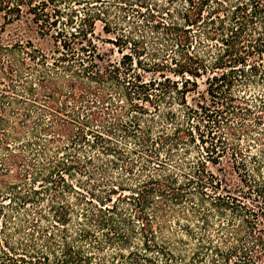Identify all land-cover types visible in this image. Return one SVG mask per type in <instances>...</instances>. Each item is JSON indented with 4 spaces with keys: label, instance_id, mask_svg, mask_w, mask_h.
Wrapping results in <instances>:
<instances>
[{
    "label": "trees",
    "instance_id": "1",
    "mask_svg": "<svg viewBox=\"0 0 264 264\" xmlns=\"http://www.w3.org/2000/svg\"><path fill=\"white\" fill-rule=\"evenodd\" d=\"M87 1L0 0V178L6 185L1 189L12 196L5 203L10 196L0 192V264H93L92 256L104 247L115 250L120 264H200L211 250L221 261L211 257L208 264H264V181L254 185L264 160L262 155L246 156V145L240 144L243 136L246 143L252 139L255 126L264 130V119L253 115L264 113V0H114L123 14L145 11L148 16H131L129 22L150 26L161 42L158 61L143 67L142 72L156 76L147 80L140 73L129 78L133 66L128 54L114 62L99 53L95 41L101 36L95 24L103 23L104 33H109L107 10L84 13L77 31L54 29L64 9H69L65 22L71 27L72 7ZM127 17H122L125 22ZM127 40L120 35L107 41L122 46ZM252 88L261 91L248 100L246 91ZM112 95L124 97L125 105ZM33 110L49 123L40 117L31 122ZM250 119L253 126L246 123ZM192 120L225 126L228 137L221 139L229 142L219 137L220 149L211 143L206 159L195 165L180 151L195 142L193 130L204 143V133ZM211 134L207 138L215 140ZM44 136L48 138L39 144ZM59 137L68 143L50 156L49 148ZM254 141L264 146V135ZM129 142L132 149L125 148ZM83 145L96 155L80 156ZM221 155L239 182L260 196L261 205L252 208L230 196L205 193L206 185L218 189L221 182L228 193L227 178L213 182L205 167L207 161L219 164ZM104 161L112 166L120 162L128 176L138 166L136 184L108 178ZM9 167L16 170L14 178ZM98 174L104 175L101 182ZM28 176L30 183L25 181ZM83 177L92 188L84 185ZM97 187L103 189L100 195ZM124 187L128 198L120 193ZM207 199L218 216L227 209L242 221L241 227L232 221L219 223L215 243L205 234L211 228ZM12 200L25 211L13 230L26 226L32 232L16 246L8 232L14 222L5 212L13 207ZM123 202L133 206L134 217L141 221L138 234L131 225L125 228L131 222L126 209L118 207ZM29 205L36 209L35 219L28 214ZM147 207L153 215L144 213ZM169 217L185 222L178 227L181 233L167 229ZM48 218L57 234L47 237V227L38 223L50 222ZM73 220L78 227L70 235L67 226ZM80 241L89 242L91 254L75 246Z\"/></svg>",
    "mask_w": 264,
    "mask_h": 264
},
{
    "label": "rangeland",
    "instance_id": "2",
    "mask_svg": "<svg viewBox=\"0 0 264 264\" xmlns=\"http://www.w3.org/2000/svg\"><path fill=\"white\" fill-rule=\"evenodd\" d=\"M100 1H101V3H103L102 6H100V3L97 2V0H88L86 3L83 2L82 4H75V5L72 4L71 6L74 5L72 7V10L75 11V15L73 18L74 23H73V25H71V27L66 26V22H65V19H66L65 16L68 14L69 9H64L65 10L64 11L62 9V5H61L60 8L63 10L64 13L61 15L62 19L57 21L56 27L54 29L55 30H62L63 29L66 31H77V28L80 27L79 26L80 22H79L78 18L80 16H83L84 13H86L87 11H89L90 13H95V12H100L102 10H107L108 14H107V20L105 22L108 23V27H107L108 29L107 30L109 33H104V31L102 29L104 26L103 23L96 22V24H95V32H96V34L101 36L100 41H95V45L98 48L99 53L102 54L107 59H110L111 61H114V62H119L121 57L124 54H128V56H130L128 59H130L132 66H133L131 71L128 73V75L130 76L129 78H131V79H132V75L135 73L136 74L140 73L142 75L143 78L141 80H147L149 78L156 77L154 74L145 73V72H142V70L144 68H146L145 66L147 64H149L150 62L158 61L160 56L157 55L156 49H158L157 47H160L161 42H158L155 40V38H154L155 35L153 34V30H151V28H149L150 26L147 28L140 23H138L137 26H135V24L132 25L129 22L131 20L130 19L131 16H148V15L146 13L144 14L145 11H143V10L139 11V9H135V10L137 12L143 11L141 13V15L137 14V13L131 14L130 12L126 15V14H123L121 12V10H119L118 4L113 2L114 0H100ZM158 1L161 3L164 2V0H157L156 2H158ZM153 2H155V0ZM71 6L69 8H71ZM154 15H157V14H154ZM75 16H77V17H75ZM123 16H129L126 18V22H129V23L125 22V20L122 18ZM139 20L142 21V18H139ZM12 31H13V29H12ZM120 35L128 37L126 45L117 46V45H113L111 42L107 41L110 38H112V39L117 38ZM45 45H46V43H45ZM46 46L48 47V45H46ZM142 48H144L145 50L142 51ZM137 60H138V62H140L141 65L136 63ZM134 89H132L131 92L134 91ZM260 91H261L260 88H256L254 90L252 88V89H250L249 92L246 91V99L251 100L253 98L252 97L253 94H254V96L258 93L260 94ZM112 97L115 98V100H118L117 102L121 106L125 105L126 100L121 95L120 96L112 95ZM59 102H61V100H59ZM135 102L138 105H144L145 104L143 101H140V100H135ZM248 104H249V107L253 106V104H251V103H248ZM251 111L256 112L257 110H254V108L251 107ZM39 114H40L39 111L33 110L32 114H31L32 115L31 122L35 121V118L40 117L43 119V122L49 123L47 116H42V115L39 116ZM253 115H255V117H262V119H264V113L261 114L260 112H258L257 114L254 113ZM231 121H234V120H231ZM192 122H193L192 126L194 124H196V120L195 121L192 120ZM262 122H264V120H262ZM233 123L235 124V122H233ZM246 123L248 125H252V126L254 125L252 123L251 119L246 120ZM196 125H198L200 132L204 133V137H203L204 143L199 142L197 132H195L193 130L195 142L187 144V146H185L184 148H180V151L187 153V155H185V157L188 158V161L190 163H192V165H195L194 164L195 162L202 161L203 158H205V155H206L205 150L208 148L209 149L211 148V143H213V145L216 146V150L220 149L218 146V145H220V143L217 142L219 137H220V140L222 142L229 143V142H226V140L224 139L225 137H228L225 134L226 133L225 132V126H223V128H221V127H218L215 125H209L208 126V125H205V123H199ZM204 126H206V127H204ZM261 129L262 128H259V126L258 127L255 126L254 130L251 134L252 139L250 141H248V143H246V141H245L246 138L243 136L240 139V141H241L240 144L243 148L246 145V152L244 153L246 156H248V157L257 156L258 157V156L262 155L261 158H262V160H264V154L259 153L260 150L264 151V146H260L258 143H256L254 141L255 138L262 137V135H264V130H261ZM211 131H212L211 137H215V140L214 139L210 140L209 137L207 138L206 133L211 132ZM23 136L24 137L22 139H26L27 133H24ZM222 136H224L223 139H221ZM46 138H48V137H45V136H44V138L42 137L39 144L42 143V141H44ZM119 142L123 146L122 141H119ZM67 143L68 142H67L65 137H59V140L54 141L52 146L49 148L51 151L49 153L50 156H53V152H52L53 150H55L54 152H56V150H57L56 148H59L62 145H66ZM35 148H37V146ZM125 148L132 149L133 148L132 143H130V142L126 143ZM61 154L62 153L60 152L59 157L61 156ZM78 154L80 156H94V155H96V150L95 149L94 150L89 149V147L87 145H83L82 150L81 151L79 150ZM26 155L28 156L29 154H27L26 150H25L24 156H26ZM2 156H3V152L0 151V160L2 159ZM225 156L226 155H223L218 161L219 164H216V165L211 164L210 162L207 161V163L205 164V167H206V170L214 176L213 182H216L218 179L223 180L222 176H225L227 178V180H228L227 181L228 193H225V191H223V185L224 184L222 182L219 183L220 185H219L218 189H214V187H211L210 185H206V188L204 189L205 193L208 194L209 196H211L212 198H214L216 195L226 196V197L230 196V198L232 197V198L236 199V201L238 202L237 203L238 205L246 204V206H248V207L261 205L262 200H261L260 196H257L256 193H254V191L247 189L245 184H242L239 182V179H238L239 177L236 174H233L232 172H230L229 167H228L229 164L226 161L227 157L225 158ZM132 158L134 159V157H132ZM247 159L248 158H246V161H248ZM103 160L104 159L102 158V161ZM103 165H104V168L106 170V176H108V178H110V177L111 178H120V179L122 178L123 182L125 184H127V186L130 185V187H132L133 185L136 184V181H137L136 176L140 172V168L138 166L135 168L133 176H128L124 173L123 168H122V164L120 162H117L116 166H112L108 162L104 161ZM9 168H10V170H12V174H10V176H11V178H14L13 175H15L16 170L14 168H11V167H9ZM248 168L251 169L252 165L248 164ZM103 177H104V175L98 174L96 179L99 180V182H101ZM261 178H264V166H262L260 176H257V175L254 176V180H255L254 185L255 186H259V184L262 181H264V180H261ZM29 179H30L29 176H28V178L25 179L26 183H30ZM11 182H12V179H10L6 184H10ZM83 183H84V185H86L87 188L93 187V184L91 182H90V184H85V183H89V181L85 177H83ZM73 184L76 188H78L75 183H73ZM4 186H6V185H5V183L2 185V179L0 178V192L3 191V195L5 196V195L9 194V191L2 190L1 188ZM18 189L22 193L24 188H22V186L20 185V187ZM96 189L99 190V192H97L96 194L100 195L101 194L100 192L103 189H101L99 187H97ZM84 192L86 193L87 190H84ZM120 193H123L122 196L125 195L126 198H128L130 196L128 188H126V187H124L123 192H120ZM9 196L10 197L6 196V199L4 201L5 203H7L8 200L11 199V197H12L11 194H9ZM226 197H224V198H226ZM69 198H70V196H69ZM207 200L208 201L206 203L205 209H209L211 211V216L208 219V222H209V225L211 226V228L208 229L205 232V234L209 235L215 243V242H217V238L214 237L215 233H216L215 230L217 229L216 226L219 223H222V225H225L227 223V221H232V224L235 227H237V226L241 227L242 221H241L240 216L232 215L229 211H227V209L223 212L224 215L218 216L217 215V209L213 208V206L210 205V202H213V201L210 199H207ZM12 202H13V200H12ZM258 202H260V204ZM118 207H119V209H122V208L126 209V211L124 212L125 216H126V218L130 219L131 224H129V225L127 224V226H125V228L129 229V226L131 225V226H133L132 229L138 234L140 232L139 227L141 226V221L137 220V218L134 217L135 212H134L133 206L129 205V202H123V203H119ZM27 208H28L27 210L29 212H31V213H28V211H27V213L30 214V218L35 219L37 216V214H35L36 209L31 207L30 205ZM46 210H47V208L45 205L44 208H42V211L45 212ZM6 211L9 212L8 215H10L11 220L14 222V224H11L10 226H8V232L10 234V241L12 242L11 244H14V246H16L15 244L18 241L27 242L28 237L26 235L28 234V232L30 234L32 233L31 229L24 226V227H21L18 232L13 230V228H15L19 224V219L22 218L21 214L25 213L24 209L19 208L18 206H16V202H13V207L11 209H9V208L6 209L5 212ZM144 213L148 214V215L154 214L151 207L145 208ZM150 218H153V217H150ZM48 220H50V219L48 218ZM116 220L118 221V219H116ZM150 221H152V220H150ZM179 221L180 222L177 223L175 221V219H172L171 217H169L167 219V223H166L167 229L171 230L173 232H176L178 234L181 233V230H179L178 227L185 224V222L183 220H179ZM192 222H194V221H192ZM1 225H2V221L0 220V226ZM38 225L41 228L47 227L46 229H44V230H46L47 237L49 235H52V233L57 234V233H55V230L53 228H50V225H52L51 220H50V222L49 221L48 222L42 221V223H38ZM77 227H78V225L76 224V221L73 220V222H71V224H69L67 226V230H68L69 234L71 235V234L76 233ZM241 235L242 236L245 235V230H241ZM0 236L2 237L1 233H0ZM132 237L135 238L136 240L139 239V237H137V236L132 235ZM56 239L59 240L57 237H56ZM38 244H39V246L41 245V243H39V242H38ZM88 244H89L88 241H80V242L76 243L75 246L82 248L83 251L85 252V254L89 255V254H91L92 250L89 249ZM40 247H42V246H40ZM220 248H221V251H224V249H223L224 246H221ZM242 250L243 251L246 250V243L245 244L243 243ZM211 252H212V250L210 252H208V255L205 256L201 260L200 264H208L211 260V257L213 259H215L216 261H221L220 256H218V257L214 256V254H211ZM92 258H93L92 259L93 264H97V262L99 260H103L104 264H120V261L118 260V258L115 255V250L111 247H109V248L104 247L102 249V251L95 252V254L92 256ZM232 258H234L235 260L237 259L235 257H232ZM251 260H252V258H251ZM229 264H231V263H229Z\"/></svg>",
    "mask_w": 264,
    "mask_h": 264
}]
</instances>
